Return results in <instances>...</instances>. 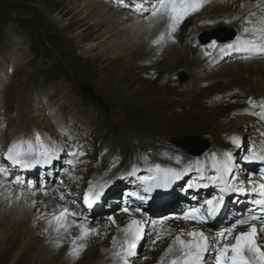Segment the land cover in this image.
Returning a JSON list of instances; mask_svg holds the SVG:
<instances>
[{"label": "rangeland", "instance_id": "374dc122", "mask_svg": "<svg viewBox=\"0 0 264 264\" xmlns=\"http://www.w3.org/2000/svg\"><path fill=\"white\" fill-rule=\"evenodd\" d=\"M70 1L0 0V7L4 15L0 20V73L10 72L8 73L9 78L0 85V127L1 119L5 117V120L10 119L6 129L10 125L14 127L15 124L18 126L16 131L25 129L30 124V119L26 116L27 112L29 117L35 114L40 115V120L37 119V122L47 128L52 126L47 117L51 114L56 115V121H60L64 125L66 122V126L74 125L75 121L80 122L78 126L80 128L85 125L87 130L92 131L91 139L93 141L96 127H92V123L95 125L93 119L96 118L106 126L116 129L118 136L120 135L122 146L124 143L126 146L133 142V145L129 146L135 147L132 149L136 153L140 152L137 149H140L139 145L146 143V140H149L150 144L154 142L159 146L168 145L179 138H197L202 141L211 140L213 144L218 145L219 143V146L229 147L231 140L227 139L229 135L225 134H231L242 128L240 125H235L229 127L231 130H227L233 118L238 116L242 118L243 115L249 113L252 109L248 104L249 99L255 101L257 105L264 101V93L249 97V93H247L241 97L233 96L234 99L229 98L228 94L220 92V89H224L226 84L231 81L236 82V79L233 78L226 82L222 79L208 81L207 79L213 71L203 80L194 78L193 75V80H191L189 75L198 67L187 69L188 61L185 63L186 67L182 66L183 63H179L169 70L170 73H167L165 72L166 65L164 62L158 61L154 53L147 54L145 57H129L122 63L112 61L111 54L110 57L103 58L99 52V43L88 40L94 36V33L98 35L99 32L83 33L84 24L79 22L84 11H69L67 5ZM95 1L106 3L105 0H78L76 4L77 6L83 5V8ZM198 16V13L189 16L174 34L178 47L187 46L185 44L186 37L193 30L191 28ZM99 21L101 19L95 20L93 24ZM130 24L136 25L135 27L138 29L144 26L143 22L135 24L126 20L125 28ZM126 29L130 31L129 28ZM219 29H222V32L227 30V28L221 27L209 33ZM200 34L187 41L191 43L189 47L187 46L190 50L188 60H195ZM192 40L195 42L192 43ZM93 45L95 47L93 52L87 53L86 49ZM202 50L203 55H205V51H210L209 48H202ZM110 52L112 51L110 50ZM134 59H140V61L137 63L134 62ZM230 62L232 61L221 63L216 67L221 68L222 64ZM56 67L59 69L61 67L60 70L65 71L66 76L58 75L59 78L54 83L40 82L39 78L44 72ZM151 70L153 71L151 72ZM184 73L187 78L184 82H180V76ZM244 77L246 80L249 77L264 79V74L246 71ZM67 94H70L72 96L70 98L76 102L75 107L69 103ZM49 97L51 98V102L49 101L50 110H47L46 100ZM224 97L229 99L223 102ZM37 98L40 101H37ZM24 105H29L31 108L26 109L25 112ZM38 109L45 114H39ZM88 112L91 115H88ZM214 121L216 122L214 123ZM113 135L115 134L113 133ZM130 137L134 139H130ZM137 139H141L143 143ZM223 139L228 143L225 144V141L223 143ZM103 143L111 148L105 150L111 152L119 149L118 152L120 151L119 141L108 143V139L103 138L99 139V144H97ZM145 148H147L146 151L152 150L153 145H147ZM131 155L126 156L125 161L128 160V157L130 160ZM101 169L99 164L93 167L94 172L97 173ZM49 192L54 193L53 191ZM58 192L61 191L55 193ZM23 195L27 202H30L29 200L33 197L32 192H23ZM15 200L13 199V201ZM58 203L61 204L59 200ZM10 205L11 203L0 209V216L10 208ZM61 205L63 206V204ZM121 213L112 215L114 217ZM155 220L157 219L155 218ZM107 223H109L108 220L104 221L98 228L105 229ZM150 236L151 233L148 231L144 239L140 241L139 259L134 264H152L154 261L160 262L164 257V239L153 245ZM55 239L58 241L64 237H55ZM87 249L89 248L86 247L83 252ZM111 256L112 253L108 257L107 264H110ZM13 258L14 254L11 256L9 264H12ZM113 261L114 259L111 262Z\"/></svg>", "mask_w": 264, "mask_h": 264}, {"label": "snow or ice", "instance_id": "6c2138e0", "mask_svg": "<svg viewBox=\"0 0 264 264\" xmlns=\"http://www.w3.org/2000/svg\"><path fill=\"white\" fill-rule=\"evenodd\" d=\"M208 0H152L148 6L147 14L144 16L148 27L154 28L157 24H163L164 27L159 31L158 35L151 40V44L158 48H163L169 41L175 43V33L179 26L189 16L200 12ZM243 8L244 5H241ZM258 11H250L244 19L243 33L236 37L234 43L224 45L219 48L221 53L226 50L240 51L246 53L241 56L243 60H249L257 55L264 56V0H258L254 6ZM141 14L144 13L143 6L140 5L136 9ZM239 19V17H237ZM211 23V22H209ZM207 48L216 49L217 44L212 41ZM205 55H209L205 51ZM248 104L252 108L258 105L252 99L248 100ZM260 108H264V102L259 104ZM264 119V113L261 114ZM264 137V132L260 133ZM35 139L40 141L39 134ZM233 145L239 147V139L235 136L231 138ZM31 147V144H29ZM56 151L45 149L41 153L42 160L36 159L32 152L24 151L21 144L12 143L7 150L5 159L10 162L13 167L23 168L25 170L35 167L43 162L48 163L50 158L55 157ZM248 155L244 157L249 162H260L264 164V141L254 143L248 150ZM72 156H82L83 152L71 153ZM147 159V158H145ZM172 159V157H169ZM176 164H181V158L175 157ZM73 169L76 167V160L69 159L67 161ZM70 179H74L68 168L63 169ZM148 175L138 176L137 179L142 186V191H130L128 197H134L136 200L144 201L151 199V193L156 189H167L175 181L181 179L185 174L195 171L198 175L196 180L188 183L187 187L192 188H208L215 186L219 190V194L203 200L197 206L189 207L176 217H165L158 222L145 219L146 214L140 207L130 208L123 207L122 212L127 213L131 219L127 225L119 228L122 239L114 238L112 240V256L118 264H133L132 258L137 256V247L141 240L144 239L146 229L151 232L149 237L151 244H156L165 238L171 236L164 257L161 258L160 264H264V168L259 170V182L255 179L257 174H252L247 178V184L240 179V169L237 165L233 153L225 151L220 155L212 153L205 161H196L182 165L180 168L163 167L155 164L148 170ZM8 169L0 165V175H6ZM137 167L134 165L128 172V176H136ZM16 184H20L19 177L15 178ZM63 185L64 181H60ZM107 183L90 185L87 193L83 197V203L89 208L98 203L104 195ZM26 190L36 194L35 187H29ZM43 194L48 195L49 190L43 189ZM143 193V194H142ZM235 193L237 195L249 194L253 195L252 203L260 209V215L251 214L241 215L235 219L230 225L223 227L215 232L208 234L202 228H192L191 230L181 229L175 235L171 229L165 230L163 227L158 228V224L163 226L166 220L178 219L185 222L193 221L197 225H207L209 221L215 220L225 206V194ZM23 195V192L21 193ZM258 197V198H257ZM61 201L65 200L63 194L59 196ZM35 206L36 201H33ZM75 203V201H72ZM139 213L141 218H136ZM77 212L72 211L67 206H61L59 211H53L51 218L48 219L49 228H53L57 232L63 230L67 233L71 227H78L80 235L75 239L85 240L93 235L99 236L100 229L93 226L89 227L87 217L81 216L83 223H79L76 219ZM255 221L260 222L257 227ZM108 222L111 225L116 224L115 217L109 216ZM248 225L247 230L237 232L240 226ZM75 239L73 240L72 255L79 257L80 251L86 245L75 247ZM147 259V257H145Z\"/></svg>", "mask_w": 264, "mask_h": 264}, {"label": "bare ground", "instance_id": "6f19581e", "mask_svg": "<svg viewBox=\"0 0 264 264\" xmlns=\"http://www.w3.org/2000/svg\"><path fill=\"white\" fill-rule=\"evenodd\" d=\"M77 2L78 0H71L67 5V9H69V11H74V12H79L80 10L84 11V13H82L83 16L79 22L81 24L82 23L84 24L83 33L87 34L90 31L99 32L98 35H95L94 33V36L88 38V40H91L95 43H99L98 44L100 46L99 52L100 55L103 56V58L104 57L107 58V56L110 57L112 55L111 56L112 61L116 63H122L125 59L129 57L130 58H137L143 56L145 57L147 54L154 53L157 56L158 61L164 62V64L166 65L167 70L165 72L167 73H170L169 70H172V68L179 63H183L182 66L184 67L185 63H187L186 61H188L187 67L185 66L187 69L198 67L195 69L196 72L198 74L202 73V64L204 62L202 58L199 59V57L195 55L194 59L196 61L188 60L190 55V50L188 47L190 46L191 43H188L187 41H190V39L195 38L202 32L200 34V40L201 42L204 43L203 41L204 36L216 28L225 27L227 28V30L241 28L242 27L241 24L243 23L244 19L248 16L249 12L258 11L254 7L258 3V0H214L207 7H205L200 12H198L199 16L198 18L195 19L194 26L193 28H191L193 30L191 31L190 34L188 35L186 34L187 41H185V44L188 47L185 45L178 47L176 42L172 43L171 41H169L167 45L164 46L163 48H158L151 44V40L154 39L158 35L159 31L163 29L164 27L163 24H157L156 27L150 29L148 27L147 22L145 20H142V22L144 23V26L142 28L138 29L137 27H135L136 25L130 24L128 27H126L130 29V31H128L125 28L126 19H124V17L122 18V16L119 15L118 12L111 11L110 6L106 5V3L104 4L103 2L95 1L87 4L82 8L83 5L77 6L76 4ZM241 5H244V7L242 8ZM237 17H239V19H237ZM97 19H101V21L93 24V22H95V20ZM222 35L226 37L227 32L226 33L223 32ZM107 40L110 41L107 42ZM193 42L195 41L192 40V43ZM94 49L95 47L93 45L92 47L86 49L87 50L86 52L91 53L93 52ZM110 50L112 52H110ZM135 61L138 63L140 59L138 60L134 59V62ZM137 63L134 64L136 65ZM222 65L223 67L221 68L216 67L214 68V70H211V72L212 71L213 72L207 80L215 81L218 79H222L223 81L226 82L235 78L236 82L231 81L227 83L224 89H220V92H224L228 94L227 96L232 99L235 98L233 96L241 97V95H247V93H249L248 97L264 93L263 78L249 77L246 80V78L244 77L246 71L251 73L256 72L259 73L260 75H263L264 59L262 60L236 59V60H232V62L230 63L222 64ZM195 70L192 71V74L194 73ZM152 71L153 70H151V72ZM216 90H218V87H216ZM215 92L218 93V91ZM229 98L224 97L223 102ZM30 108L31 107L29 105L28 106L24 105L25 112L26 109H30ZM38 112L39 114H41L40 111ZM26 116L27 118L30 119L29 122L31 120L40 118V115L35 114L30 116L32 118L31 119L27 114V112H26ZM215 122L216 121H214V123ZM209 123L212 122L209 121ZM248 123L249 126H252L253 120L247 118L244 119L238 116L236 118H233V120L231 121V125L227 127V130H231L229 127L231 126L234 127L235 125L238 126L240 125L245 129L248 127L246 126V124ZM6 191H7L6 189H0V209L3 208L5 205L10 204V203L6 204L5 201ZM58 193L54 192L52 194L51 192H49L48 195L45 196L43 194V191H39L36 192L35 195H33L31 200H29L30 202H27L25 201L26 200L25 195H21L20 191L16 192L14 198L16 200L13 201L12 199L10 208L7 209L2 216H0V264H9L10 258L13 254H14V258L12 260V264H32V263L33 264H107L108 263V257L112 253V249H113L112 240L114 238L122 239V234L119 232V228L126 226L128 221L131 219V217H129V215L124 212H122L118 216H114L116 220L115 225H111L110 223H107L105 229L100 230L99 236L93 235L89 239H87V241H81L80 239H75L80 235V230L78 227L73 228L69 232V234L65 236L64 239L57 241L55 237L58 232L54 230L55 226H53V228H49L48 219L51 218V214L53 211L58 212L59 208L62 206L61 204L58 203ZM33 201H36L35 206H33L32 203ZM136 218H141L139 213H136ZM144 218L149 219L153 222H158L161 219H163V218L161 219L158 218L157 220H155V217L147 216V215ZM256 224L257 227L259 228L260 223H256ZM160 227H163L165 230L171 229L173 235L178 233L181 229L187 231V230H191L192 228H202L203 230L206 231V229L202 225L185 222L183 220H178V219L166 220L163 226H160L158 224V228ZM247 228L248 225H243L238 227L236 231L237 232L245 231L247 230ZM148 231L149 230L146 229V233H148ZM261 236L264 237V233H261ZM74 239H75V247H79L80 245L86 242H89L88 245H90L87 247L89 248L87 249V251L80 252L78 258L70 254L73 251ZM171 239H172L171 236H167V235L165 236L163 242V244H165L164 253L166 252V249L171 243ZM152 264H160V262L154 261ZM165 264H167V261L165 262Z\"/></svg>", "mask_w": 264, "mask_h": 264}, {"label": "water", "instance_id": "95a60500", "mask_svg": "<svg viewBox=\"0 0 264 264\" xmlns=\"http://www.w3.org/2000/svg\"><path fill=\"white\" fill-rule=\"evenodd\" d=\"M217 37V35H211L209 38L206 39V41H209L211 38ZM178 145L186 149L191 154H198L201 152V150L206 146L202 145L201 147H194V145H191V141H183V140H177L175 141Z\"/></svg>", "mask_w": 264, "mask_h": 264}, {"label": "trees", "instance_id": "16d2710c", "mask_svg": "<svg viewBox=\"0 0 264 264\" xmlns=\"http://www.w3.org/2000/svg\"><path fill=\"white\" fill-rule=\"evenodd\" d=\"M4 15H3V13H2V9H1V7H0V19L3 17ZM60 69H62L61 67H60ZM59 69V67H58V71H59V73L61 74V75H64L65 74V71H62V70H60Z\"/></svg>", "mask_w": 264, "mask_h": 264}]
</instances>
